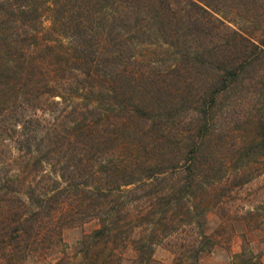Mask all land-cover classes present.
I'll return each instance as SVG.
<instances>
[{
  "label": "trees",
  "instance_id": "obj_1",
  "mask_svg": "<svg viewBox=\"0 0 264 264\" xmlns=\"http://www.w3.org/2000/svg\"><path fill=\"white\" fill-rule=\"evenodd\" d=\"M223 1L236 2L0 0V264H21L91 218L99 226L78 242L81 264H120L128 243L137 262L151 260L156 227L124 232L138 203L165 231L180 213L190 219L182 225L199 233L181 247L195 262L211 248L197 193L226 185L228 164L215 166L210 147L242 93L261 106L257 138L233 150L235 177L264 154V39L228 25ZM177 122L188 124L182 158L141 159L142 132L146 149L164 146ZM234 261L263 264L245 238Z\"/></svg>",
  "mask_w": 264,
  "mask_h": 264
},
{
  "label": "rangeland",
  "instance_id": "obj_2",
  "mask_svg": "<svg viewBox=\"0 0 264 264\" xmlns=\"http://www.w3.org/2000/svg\"><path fill=\"white\" fill-rule=\"evenodd\" d=\"M219 3L221 4V2ZM222 4L224 5L222 9L228 16L224 21L228 25L251 39H264V1L236 0V2L223 1ZM236 96H232L230 102L234 103ZM242 96H244L243 106L235 104L231 107L232 122L224 128H217L218 135L214 136L217 140L213 141L210 147L211 151L214 150L212 159H214L215 166L228 164L227 175L222 177L226 185L215 187L216 189L208 185L206 192L197 193L204 197L201 206V209L204 210L203 219L205 220L203 229L213 241L211 248L203 251L195 262L188 249L181 247L184 242H190L199 233L198 228H193L188 223L182 225V220L190 219L180 213L181 216L177 215V223H175L177 228L171 229L170 227L165 231L156 221L151 220L149 225L148 221H145L146 219H142V215L139 214L141 204L138 203L132 205L130 215L127 217L129 220L131 219V223L126 224L124 232H132L130 227L134 226L132 236L137 238L139 234L149 235L151 228L156 227L160 234V241L156 243L152 259L143 262H137L134 248L132 244L128 243L126 249L119 250L122 253L120 264H235L234 255L240 251L244 238L251 251L260 253L264 264V154L256 157L245 172H242V168L239 169L238 176L235 177L234 173L236 172L232 171L235 167L232 162V158L235 157L233 151L235 146L249 139L257 138V120L261 99L258 96L249 98L245 93H242ZM58 99L57 97L56 100ZM62 108L63 104L57 107L50 105L46 107V112L50 115H60ZM68 111L69 108L64 114ZM187 127L188 124L175 123L170 137L165 139L166 141L169 139L170 143L164 146L156 144L152 149L151 147L146 149L144 146L152 135L142 132L133 149L139 151L138 154H141L143 160H154L158 153H163L164 163L168 165L169 158L174 156L182 158L183 155L178 152L177 143L179 140L177 139L181 138V132ZM108 144L111 143L108 142ZM208 154L210 153L208 152ZM240 180H244L243 183ZM63 186H65L64 182L60 188ZM64 194L70 197L74 196L73 191ZM140 194H144V192L140 191ZM175 217L174 215L173 218ZM85 220L84 222L76 220L75 223L61 228V241H44L40 245L41 251L35 255L29 254L21 261V264H81L82 255L78 252V242L84 234L99 226V221L95 218ZM135 220L139 222L138 227H135Z\"/></svg>",
  "mask_w": 264,
  "mask_h": 264
}]
</instances>
